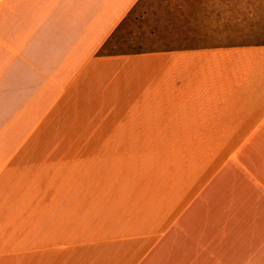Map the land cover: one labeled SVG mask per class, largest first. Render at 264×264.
Returning a JSON list of instances; mask_svg holds the SVG:
<instances>
[{
	"label": "crops",
	"instance_id": "crops-1",
	"mask_svg": "<svg viewBox=\"0 0 264 264\" xmlns=\"http://www.w3.org/2000/svg\"><path fill=\"white\" fill-rule=\"evenodd\" d=\"M140 0H0V264H264V44L103 50Z\"/></svg>",
	"mask_w": 264,
	"mask_h": 264
},
{
	"label": "rangeland",
	"instance_id": "rangeland-1",
	"mask_svg": "<svg viewBox=\"0 0 264 264\" xmlns=\"http://www.w3.org/2000/svg\"><path fill=\"white\" fill-rule=\"evenodd\" d=\"M264 44V0H140L104 54Z\"/></svg>",
	"mask_w": 264,
	"mask_h": 264
}]
</instances>
